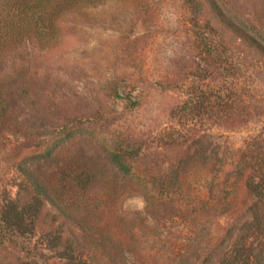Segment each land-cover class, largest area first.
Wrapping results in <instances>:
<instances>
[{
  "label": "rangeland",
  "instance_id": "1",
  "mask_svg": "<svg viewBox=\"0 0 264 264\" xmlns=\"http://www.w3.org/2000/svg\"><path fill=\"white\" fill-rule=\"evenodd\" d=\"M56 37L0 68V214L24 195L38 218L0 221V264H221L247 233L258 253L242 204L263 177L264 0H83ZM26 166L58 204L18 186Z\"/></svg>",
  "mask_w": 264,
  "mask_h": 264
},
{
  "label": "trees",
  "instance_id": "2",
  "mask_svg": "<svg viewBox=\"0 0 264 264\" xmlns=\"http://www.w3.org/2000/svg\"><path fill=\"white\" fill-rule=\"evenodd\" d=\"M80 1L83 0H0V68L8 52L15 49L24 40L36 43L38 50L50 49L55 46L58 42V38L56 37L57 22L61 14L66 10H72ZM222 17L224 20L226 19L225 16L222 15ZM241 33L246 40L250 42L254 41L249 34L245 32ZM256 46L258 47L257 43ZM4 94V87L0 83V108L2 105L4 106L6 99ZM1 110L0 114L3 113ZM66 132L68 134L70 131L66 130ZM47 152H42L40 155L45 156ZM108 154L111 157V161L116 164L120 171L124 173L131 171L132 162L125 161L122 153L111 150ZM261 163L264 164V157L261 158ZM18 170L20 171L18 186L24 192H27L29 188H33L37 194L44 196L47 201L56 204L60 202L61 195H57L54 184H51L41 172L37 173L29 166L19 167ZM257 170L262 172L263 177L261 176L262 179L246 177L243 184L246 197L243 200L242 206L251 215L252 219L258 221V230L260 231L261 229L263 231L264 166H258ZM85 175L88 176L83 170L77 169L74 171V177L77 180L85 177ZM142 188L147 189L148 186L145 184ZM54 195H57L55 199ZM36 202L30 203L24 198V195L19 196L17 207H15V204H12L10 205L9 213H7L8 211H4L0 214L1 223L3 225L4 223L5 225L8 224L9 228L13 231L27 229L29 224L33 227L35 221L38 219L36 216ZM232 228L233 225L226 230L223 237L214 245L215 249H218L232 237ZM250 235L247 233L242 236L238 248L234 245L230 246L228 253L224 257L225 259L220 261L221 264H224L225 261H239L240 264H264V247L258 253H252L251 242L248 239ZM73 264H87V262L80 258Z\"/></svg>",
  "mask_w": 264,
  "mask_h": 264
}]
</instances>
